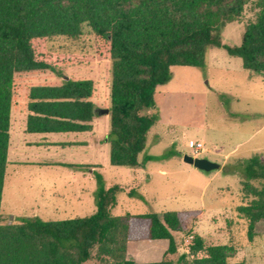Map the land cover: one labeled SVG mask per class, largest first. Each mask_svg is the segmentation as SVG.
Returning a JSON list of instances; mask_svg holds the SVG:
<instances>
[{
  "label": "trees",
  "instance_id": "1",
  "mask_svg": "<svg viewBox=\"0 0 264 264\" xmlns=\"http://www.w3.org/2000/svg\"><path fill=\"white\" fill-rule=\"evenodd\" d=\"M250 4L254 17L245 24L241 42L222 41L221 30L238 20ZM84 25L95 34L110 65V162L138 166L148 133L159 118L155 92L168 82L172 66H205L212 47L239 56L245 69L264 74V0H0V264H244L224 243L206 245L194 235L178 255L173 232L189 233L195 210L126 212L115 215L121 185L99 187L94 213L62 220L24 216L4 222L1 202L11 146L15 80L19 73L49 70L56 84L30 88V132L86 131L97 113L94 82L64 74L67 64L86 55L51 51L54 36L78 37ZM145 156L144 161L151 159ZM245 179L241 190L251 196L237 206L252 237L264 219V160L257 154L239 160ZM130 194L133 191H129ZM166 238L160 261L138 262L127 256L129 240Z\"/></svg>",
  "mask_w": 264,
  "mask_h": 264
},
{
  "label": "rangeland",
  "instance_id": "2",
  "mask_svg": "<svg viewBox=\"0 0 264 264\" xmlns=\"http://www.w3.org/2000/svg\"><path fill=\"white\" fill-rule=\"evenodd\" d=\"M253 17L254 10L248 4L238 20L222 28V41L238 45L245 24ZM83 30L84 33L78 37L54 36L48 40V47L51 51L90 56L83 62L65 65L63 72L69 77L91 78L94 82L93 98L100 116V157L97 159L100 165L91 173L92 166H81L88 161L72 156L68 150L63 152L68 153L64 155L63 163H52L58 157L56 153L31 155L33 158L29 162L12 158L7 166L1 202L4 222H19L24 216L32 215L45 220H62L94 213L99 187L96 173L100 172L106 187L129 183L117 192V203L112 208L115 215L146 211H197L196 220L188 221L189 233L173 232L178 241V255L187 251L197 234L206 245L224 243L231 246L235 251L233 260H241L244 264H264V219L256 222L250 237L247 219L237 211L238 205L251 199L241 190L240 181L245 179V175L237 158L257 154L264 160V74L245 69L241 58L230 55L223 47H213L221 53V58H217L219 62L211 61V55L207 54L205 66H172L171 79L156 90L167 92L163 102L168 104L169 111L173 107L176 109L171 110V114L174 113L176 118L185 116L190 121L189 132L179 147L173 145L179 157H173L168 152L172 145L169 138L177 134L182 137L179 129L171 134H162L154 148L150 146L145 150L140 159L150 150L154 157L146 160L145 166L141 165L149 170V176L137 184L133 181L136 180L133 166L111 164L109 146L104 148L105 135L110 131L104 126V121L108 123L110 116H106L103 110L110 107L111 63L102 55L105 50L97 48L95 34L90 27L84 25ZM21 74L17 76L16 90L26 86L21 81L28 78H20ZM34 74L40 76L30 80L62 81L60 76L49 70L33 71L29 75ZM203 119L208 125L207 142L213 139L224 145L222 155H215L208 149L200 153L202 157L220 163V167L212 170L198 168L183 158L184 154L191 152L188 140L195 135V124ZM256 127L259 130L248 136ZM152 131V135H156L157 131L163 133L158 125H154ZM193 139L200 137L194 136ZM227 152L231 153L230 159L225 158ZM39 156L41 159H38ZM163 168L165 173H161ZM130 187L134 189L132 194L128 192Z\"/></svg>",
  "mask_w": 264,
  "mask_h": 264
},
{
  "label": "crops",
  "instance_id": "3",
  "mask_svg": "<svg viewBox=\"0 0 264 264\" xmlns=\"http://www.w3.org/2000/svg\"><path fill=\"white\" fill-rule=\"evenodd\" d=\"M207 54L208 56L211 55V61L213 62L214 61L219 62L217 58L219 59L221 58V53L213 50V47L208 50ZM30 73H33V72H25L21 74L23 75L22 77L20 76V78H28L26 80L21 81L23 84H26V86L24 88L21 87L23 89L21 88L19 90L15 89L13 106H12V118H11V129H10L11 146L9 150V162L8 163L12 161V158H14L15 161L25 160L26 162H29L33 158V156L31 155H37V154L44 155V154H52V153H56V155L58 156L56 157L55 161L52 163H63L62 161L66 158L64 157V155L68 154V153H63V152L64 150H68L70 151L72 156H79L80 160H87L88 161L87 164H81V166H92L93 168L90 170V172L93 173L94 170H96L95 168H97L98 165H100L97 162V159L100 157V152H99L100 151V147H99L100 145V138H99L100 116L98 112L93 117L91 122H89L91 124V128L86 131H68V132H30L28 131L27 130V119H28L29 114L32 113V111L29 109V103L32 101V99H30V96H29L31 86L38 85V84L46 85V84L58 83V82L48 83L45 80L43 81L30 80L29 78H35L37 76H40V75H35V74L29 75ZM16 83H17V77L15 80V84ZM165 93L167 92H159L157 90L155 92V101H156L157 109L159 111V118L156 124L154 125L160 126L161 129H163V133L157 131L156 135L154 133L152 135V132H154L152 131L153 126H154L153 125L148 133V140H147L146 147L139 154V156L143 154V152L147 150L150 146L151 148H154V146L159 143L162 137V134H166V133L171 134L175 129H179L180 131H182V137H180V135L177 134V135H173L168 140L169 144H172L170 146L171 148L169 147L170 150H168V152L173 157L175 156L179 157V155H176V151H175L177 148H174L173 145L177 144L178 145L177 147H179L181 141L184 139L186 135H188L187 133L189 132L188 127H190L189 125L190 121H187L185 116L183 118L181 116L176 118L177 116H174L173 115L174 113L171 114L170 111L171 110L175 111L176 109H174L173 107V109H170L169 111L168 104H165L163 102L165 101ZM92 100L94 101V104H95L94 98H92ZM180 113L181 112L179 111V114ZM108 115L109 113L106 114V116ZM109 118H108V123H107V120L104 121V126L108 130L110 129V119ZM195 126H196L195 127L196 131L194 133L195 135L190 136L188 142L192 140L194 136L200 137V139L198 140L205 142L207 147L209 145L208 152H212L215 155H222V149L224 147L222 143H219V141H216L213 139H209V142H207L206 140V129L208 128L206 120L205 119L201 120L199 123L195 124ZM257 130H259V127H256L255 129H253L252 132L248 134V136L253 135L255 131ZM107 137L108 135H105V142L103 144L105 146L104 147L105 149L107 148V146H109V159H110V144H109ZM152 144L154 145L152 146ZM38 148L42 151L40 150L35 151V149H38ZM50 149L55 150V152L54 151L50 152ZM151 152L152 150L146 151L144 154V157L146 155L148 157L149 156L154 157V155ZM230 156H231V153L229 152L225 153V158L230 159ZM40 157L41 156H39L38 159H41ZM50 159L52 160V158ZM237 159H242V157H239ZM45 160L44 161L38 160V161L43 162V163H48ZM150 160H147V161H150ZM139 161H140V164L138 166H133V170L136 175V180H133V181H135L137 184L142 183L146 179V177L149 176V170L148 169L145 170L146 169L145 167H141V165L145 166L146 161H144V158L140 159V157H139ZM64 163L67 164V161H64ZM69 165H72V164L70 163ZM165 172H166L165 168L161 169V173H165ZM142 174H146V175L144 176ZM116 184L121 185L122 189H125V186H128L127 184L129 183H127L126 185L121 184V183H116ZM130 188L131 189L129 191L134 190L133 187H130ZM196 218L193 217L191 219L196 220ZM164 240H168V239L166 238H156V239L144 238V239H138V240H129L127 243V256L138 262L160 261L164 258L166 250L169 245V241H164ZM178 251H179V246H178Z\"/></svg>",
  "mask_w": 264,
  "mask_h": 264
},
{
  "label": "water",
  "instance_id": "4",
  "mask_svg": "<svg viewBox=\"0 0 264 264\" xmlns=\"http://www.w3.org/2000/svg\"><path fill=\"white\" fill-rule=\"evenodd\" d=\"M104 113H109V108H105L103 110ZM184 160L192 163L194 166L204 169V170H212L214 168L220 167V163L217 161H213L207 157H201V156H193L189 153L184 154L183 156Z\"/></svg>",
  "mask_w": 264,
  "mask_h": 264
},
{
  "label": "built area",
  "instance_id": "5",
  "mask_svg": "<svg viewBox=\"0 0 264 264\" xmlns=\"http://www.w3.org/2000/svg\"><path fill=\"white\" fill-rule=\"evenodd\" d=\"M188 146L191 150L190 154L195 156H201L200 153H202L204 150H207L208 148L205 146L203 141L200 140H190L188 142Z\"/></svg>",
  "mask_w": 264,
  "mask_h": 264
}]
</instances>
